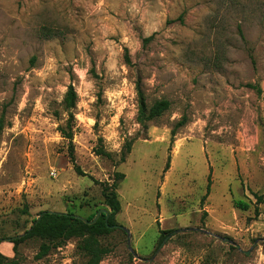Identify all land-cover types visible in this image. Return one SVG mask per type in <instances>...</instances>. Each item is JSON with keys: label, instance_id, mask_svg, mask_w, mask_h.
<instances>
[{"label": "rangeland", "instance_id": "obj_1", "mask_svg": "<svg viewBox=\"0 0 264 264\" xmlns=\"http://www.w3.org/2000/svg\"><path fill=\"white\" fill-rule=\"evenodd\" d=\"M137 82L148 108L170 103L144 127ZM0 118L7 262L83 264L73 241L35 261L40 241L14 255L9 239L41 212L109 214L100 184L118 172L115 222L130 237L103 238L110 253L99 264H264V198H254L264 192V0H0ZM189 228L239 250L175 233Z\"/></svg>", "mask_w": 264, "mask_h": 264}, {"label": "trees", "instance_id": "obj_2", "mask_svg": "<svg viewBox=\"0 0 264 264\" xmlns=\"http://www.w3.org/2000/svg\"><path fill=\"white\" fill-rule=\"evenodd\" d=\"M178 20L179 22H182V16L179 17ZM126 61L128 62L127 57ZM248 88L253 87L248 85ZM257 92L260 93L259 90H257ZM136 93L138 97L137 121L143 127L145 126V122L160 118L170 108V103L166 100L155 102L150 108H148L139 82H137L136 85ZM76 100V92L72 86H69L63 99V108L64 111L69 113V121L72 119L71 112L75 108ZM4 126V121L0 118V136ZM61 136L66 140H72V127L70 124L67 125V130H61ZM123 148L124 152L119 159V164H123L126 156L130 154L131 143L125 144ZM99 154H104V156L110 157V155L105 154L102 151H100ZM71 159L72 163H74L73 157ZM168 169L169 162L165 167V171ZM74 171L78 176H84L76 166L74 167ZM210 175L208 178L207 193L202 198L201 204H203L209 194ZM123 179V174L115 172L111 184L108 182L100 184L103 204L109 210L107 220L104 215H100L94 224L86 225L76 216L69 213L41 212L37 215L36 219L32 221L30 228L24 231L21 236L9 239V242L13 245L12 251L14 255L17 254V248L19 245L30 240H37L40 241L41 244L34 260L40 261L46 258L52 250L60 248L69 241H73L75 243L76 253L84 260L83 264H99L102 259L110 253V251L101 243V240L115 230L112 227L117 226L115 217L121 211L117 191L119 183ZM254 198L256 199L257 204L260 205L263 202L264 192L261 196L254 195ZM232 204L233 208L240 211H246L248 209V205L242 201H233ZM98 211L89 216L86 220L88 222L92 221ZM160 234L165 235L164 232H160ZM2 241L3 239L0 238V243ZM7 261V258L0 255V264H18L15 260Z\"/></svg>", "mask_w": 264, "mask_h": 264}, {"label": "water", "instance_id": "obj_3", "mask_svg": "<svg viewBox=\"0 0 264 264\" xmlns=\"http://www.w3.org/2000/svg\"><path fill=\"white\" fill-rule=\"evenodd\" d=\"M49 213H52V212H49ZM100 215H104L105 216V218H106V220H107V218H108V213H107V211H105V210H99L98 212H97V214L95 215V217L93 218V220L92 221H90V222H88L86 219H82V218H80V217H77L80 221H82L84 224H86V225H92V224H94L95 222H96V220L99 218V216ZM39 219V218H38ZM113 229H118V230H121V231H123L126 235H127V237H130V234H129V231L128 230H126L125 228H122V227H120V226H114V227H112ZM178 232H191V233H199V234H203V235H207V236H212V237H214V238H216V239H218V240H220L222 243H225V244H228V245H230V246H233V247H235L237 250H239V248L231 241V240H229V239H227V238H222V237H218V236H214V235H212L211 233H208V232H206V231H203V230H201V229H194V228H189V229H183V230H180V231H177V232H175V233H178ZM174 234V233H173ZM168 238H170V236L169 237H167L166 239H164V241L160 244V246H159V248L157 249V251L155 252V255L160 251V249L162 248V246L164 245V243L168 240ZM129 240L127 241V248H128V250L130 251V253L133 255V256H135V254L132 252V250L130 249V245H129ZM154 255V256H155ZM245 255L246 256H248L249 255V253H245Z\"/></svg>", "mask_w": 264, "mask_h": 264}, {"label": "crops", "instance_id": "obj_4", "mask_svg": "<svg viewBox=\"0 0 264 264\" xmlns=\"http://www.w3.org/2000/svg\"><path fill=\"white\" fill-rule=\"evenodd\" d=\"M219 216L220 217H224V215H223V213L222 212H219ZM226 220L224 219V221L223 222H225Z\"/></svg>", "mask_w": 264, "mask_h": 264}]
</instances>
